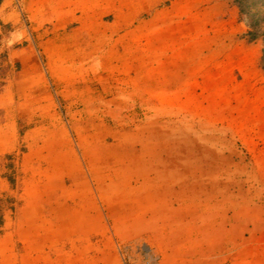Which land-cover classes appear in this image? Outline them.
I'll return each mask as SVG.
<instances>
[{"label":"crops","instance_id":"0c3cea01","mask_svg":"<svg viewBox=\"0 0 264 264\" xmlns=\"http://www.w3.org/2000/svg\"><path fill=\"white\" fill-rule=\"evenodd\" d=\"M18 4L28 25H20L14 0H0V22L11 24L15 41L27 42L26 48L16 51L20 71L25 58L34 67L28 77L41 83L30 87L31 92L39 91L30 101L12 99L14 105L32 106L28 119L51 115L50 86L62 96L72 89L81 101V84L88 78L94 81L91 90L98 102L121 105L119 113L125 105L152 106L144 123L130 133L136 143L128 150L127 163L100 179L92 178L96 197L83 186L82 167L65 130L34 127L21 135L15 116L0 126V158L16 153L20 139L26 143L19 158L20 178L13 185L6 177L0 180V201L8 202L2 208V229L4 225L7 232L1 245L14 250L20 243L28 254L24 256H32L27 264H122L116 242L129 260L134 256L133 262L134 244L141 242L143 249H154L159 264H264V236L260 238L257 217L244 223L241 196L227 207L221 200L226 177L196 176L197 167L225 164L203 160L200 166L195 163V141L180 138L184 135L180 119L187 122L186 137L196 140V135L207 134L202 127L195 128L192 116L179 114V104L211 103L206 89L221 86L220 79L211 86L209 79L204 81L211 59L194 47L193 3L22 0ZM179 7L191 9L177 13ZM38 54L49 81L39 70ZM217 133L215 140L199 138L201 151L225 152L226 142ZM68 163L74 164L73 170ZM100 204L107 217H113L112 234L103 223Z\"/></svg>","mask_w":264,"mask_h":264},{"label":"rangeland","instance_id":"374dc122","mask_svg":"<svg viewBox=\"0 0 264 264\" xmlns=\"http://www.w3.org/2000/svg\"><path fill=\"white\" fill-rule=\"evenodd\" d=\"M19 1L22 2V0H14V5L20 14V25L23 28L28 24L21 12ZM186 2L193 3L192 9L179 7L176 9L177 13L190 9L193 11L191 13L195 17L194 47L196 50L203 49L206 54L209 53L211 59L210 72H206L205 78H207L204 81L209 79L211 86L212 81L220 79L221 86H211L206 89L210 91L211 103L179 104L181 110L179 114L183 113L184 118L186 115L192 116L195 120V128L202 127L207 134L196 135V140L193 136L186 137L187 122H181L180 119L179 129L184 130V135L180 138L184 141L186 138L195 141V163L215 160L225 164L223 168L197 167L196 176L206 175V179L209 176L210 178L225 176L221 186H226L227 193L222 191L224 195L221 200L228 207L234 203V197H237L238 202L241 196L244 223L249 225L257 217L259 235L262 238V235L264 236V0H247L241 11L234 0H186ZM250 31L256 33L255 39H251ZM13 33L15 30L12 29L11 24L0 22V126L8 125L12 121L11 117L15 116L16 127L21 135L34 127L65 130L68 142L75 150L77 161L82 167L83 186L88 187L91 195L96 197V187L92 178L100 179L105 172L113 173L115 167L127 163L128 150L136 143V141L132 142L130 133L135 132L141 123H144V115L149 113V107L152 105H125L119 113L121 105L116 107L98 102L97 96L91 90L94 81L88 78L81 84L83 86L82 98H79L81 101L76 100L72 89H68L67 94L62 96L58 89L55 90L50 86V94L54 97L51 115L43 120L28 119L31 105L28 103L14 105L11 103L12 99L23 102L26 98L30 101L33 95L39 94V91L31 92L30 87L35 85V82L39 83L38 85L41 83L29 78L30 71L34 67L32 68L30 61L27 62L25 58L24 71H20L22 64L16 59V51L26 48L27 42L15 41ZM21 56L23 57V52ZM38 56V67L44 77L43 59L40 54ZM44 79L49 81L47 76ZM200 90L202 89L196 91L200 93ZM149 122L147 121V124ZM218 130L222 135L220 137L226 142L225 152L207 154L201 151L203 136H211L215 140L219 136ZM41 142L40 137L38 143L41 145ZM25 145L26 143L20 139L16 153L0 158V180L6 177L13 185L20 178L19 158L26 150ZM67 167L73 170L74 164L68 163ZM183 175L186 173L184 172ZM118 203L122 204V201ZM7 205L8 202L0 201V241L7 232L4 225L2 229V208ZM100 212L103 213L101 218L104 225L112 234L113 217H107L101 204ZM250 212L252 215H257L252 216ZM17 244L16 249L13 250L7 244L1 245L0 242V264H27L26 259H31L32 256H24L25 249L19 247L20 243ZM134 245L135 262H133L134 256L129 260L128 254L123 248L118 247L116 242L122 264H142L144 249L141 242L137 244L139 246ZM152 251L157 256L154 249Z\"/></svg>","mask_w":264,"mask_h":264},{"label":"built area","instance_id":"2783aa9c","mask_svg":"<svg viewBox=\"0 0 264 264\" xmlns=\"http://www.w3.org/2000/svg\"><path fill=\"white\" fill-rule=\"evenodd\" d=\"M144 249L143 252V262L142 264H159L158 258L156 255H154L150 250Z\"/></svg>","mask_w":264,"mask_h":264},{"label":"trees","instance_id":"16d2710c","mask_svg":"<svg viewBox=\"0 0 264 264\" xmlns=\"http://www.w3.org/2000/svg\"><path fill=\"white\" fill-rule=\"evenodd\" d=\"M234 2L237 3L238 6H240V11H241V7L243 6V4L245 2H247V0H234ZM250 36H251V39H255L256 33L253 31H250ZM263 57H264V50H263ZM263 68H264V66H263Z\"/></svg>","mask_w":264,"mask_h":264}]
</instances>
